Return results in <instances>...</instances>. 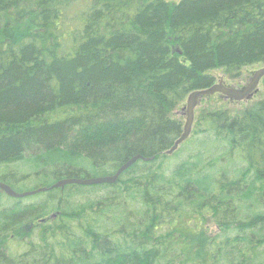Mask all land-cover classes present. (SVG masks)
Masks as SVG:
<instances>
[{
	"label": "trees",
	"instance_id": "1",
	"mask_svg": "<svg viewBox=\"0 0 264 264\" xmlns=\"http://www.w3.org/2000/svg\"><path fill=\"white\" fill-rule=\"evenodd\" d=\"M254 64L264 0H0V180L22 192L152 158L114 183L0 189V264H264V92L204 108L165 153L212 70Z\"/></svg>",
	"mask_w": 264,
	"mask_h": 264
},
{
	"label": "water",
	"instance_id": "2",
	"mask_svg": "<svg viewBox=\"0 0 264 264\" xmlns=\"http://www.w3.org/2000/svg\"><path fill=\"white\" fill-rule=\"evenodd\" d=\"M263 79H264V66L256 71V73L250 80V83L242 90H238L234 87H228L223 83H215L209 88L198 89L192 92L186 108L187 118L184 125V131L182 135L175 141L174 145L165 153L168 155L173 154L179 148V146L190 137L195 121V110L202 97H204L205 95L220 92L227 98L233 100H245L253 95V93L257 90ZM139 159L150 160L152 158L144 157L141 154L135 155L132 158H130L127 162H125L114 174L108 176H97L91 178H82V177L64 178L54 183L50 187H41L34 191H26V192H18L11 185L0 180V189L11 197L25 198L41 192L49 191L57 187H64L65 185L68 184L95 185V184H103V183H114L121 177V175L126 170H128Z\"/></svg>",
	"mask_w": 264,
	"mask_h": 264
},
{
	"label": "rangeland",
	"instance_id": "3",
	"mask_svg": "<svg viewBox=\"0 0 264 264\" xmlns=\"http://www.w3.org/2000/svg\"><path fill=\"white\" fill-rule=\"evenodd\" d=\"M173 1H175V0H173ZM176 1H178V0H176ZM263 66L264 65H262V64H254V65L246 66V67H244L241 70V72L238 75V77L229 76L228 74H226V72L222 68H218V69L212 70V74L216 76L217 83H223L224 85H226L228 87H234V88H236L238 90H242L250 83V80L252 79V77L254 76L256 71L258 69H260L261 67H263ZM263 92H264V84L261 81L259 87L253 93V95L250 98L245 99V100H233V99L227 98L226 96H224L220 92H216V93H213V94L205 95L204 97L201 98V100L199 101V103H198V105L196 107V110H195V121H194L193 129H192V133H191L190 137L193 135V132H194V129H195V123H196L198 114L204 108L229 107L233 111H235L234 113H236V112L246 108L252 101L260 98L262 96ZM190 95H188L184 99V101L181 103V105H179V107L176 108V110L173 113V115L176 118H180L183 121L184 125H185L186 118H187V114H186V110L187 109L186 108H187V105H188V101H189ZM31 190H33V189H31ZM38 194H35V195H38ZM35 195H32V196H35ZM21 242H22L21 239H16L15 245L19 246V244Z\"/></svg>",
	"mask_w": 264,
	"mask_h": 264
},
{
	"label": "bare ground",
	"instance_id": "4",
	"mask_svg": "<svg viewBox=\"0 0 264 264\" xmlns=\"http://www.w3.org/2000/svg\"><path fill=\"white\" fill-rule=\"evenodd\" d=\"M103 184H104V183H103ZM43 187H44V186H43ZM39 188H41V187L35 188V189H33V190H28V191H34V190L39 189ZM22 192H26V191H22Z\"/></svg>",
	"mask_w": 264,
	"mask_h": 264
}]
</instances>
